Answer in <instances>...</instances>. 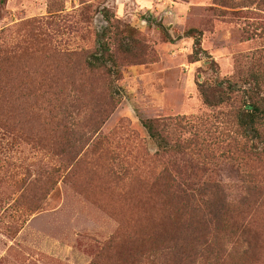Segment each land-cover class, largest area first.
Wrapping results in <instances>:
<instances>
[{"label": "rangeland", "instance_id": "1", "mask_svg": "<svg viewBox=\"0 0 264 264\" xmlns=\"http://www.w3.org/2000/svg\"><path fill=\"white\" fill-rule=\"evenodd\" d=\"M107 14L142 50L113 46L118 103L85 69ZM253 71L264 81V0H0V264H132L177 230L264 264V155L237 128L241 94L210 108L199 91ZM179 118L187 156H157L141 119ZM177 184L218 186L229 216L184 208Z\"/></svg>", "mask_w": 264, "mask_h": 264}, {"label": "trees", "instance_id": "2", "mask_svg": "<svg viewBox=\"0 0 264 264\" xmlns=\"http://www.w3.org/2000/svg\"><path fill=\"white\" fill-rule=\"evenodd\" d=\"M106 20L110 24L102 33L97 36L96 47L89 54L85 61V69L89 74L96 72H104L108 78L109 97L113 102H120L122 95L118 87V81L121 77L120 66L113 46L117 45L116 50L124 55L139 57L142 54L141 48L134 43L136 31L130 26L119 25L113 21L109 15H105ZM131 41V42H129ZM133 41V42H132ZM199 53H196L195 59L199 61ZM200 94L204 103L208 107L221 106L230 104L233 101V95L241 94L242 105L236 113L237 128L240 134L250 144V150L256 155H264V81L263 76L258 72H250L247 76L242 77L241 83H236L230 80L215 81V86L207 87L200 84ZM1 90V89H0ZM220 95L218 101H214V95ZM78 115V114H77ZM79 117H73L72 120H78ZM184 119H169V121H161L157 119H141V125L146 131L149 139L157 148L156 155L159 157H185L187 156L188 147L181 141V136L187 130L188 124L183 122ZM3 125V120L0 118V127ZM95 127V125H93ZM83 127L77 123L74 132ZM95 133L98 129L94 130ZM174 138L177 140L173 141ZM177 180V179H176ZM179 181V180H178ZM174 183L176 181L173 180ZM176 185L174 191L175 199L182 202L184 208H195L201 206L199 203L205 200L204 194L207 193V186L201 189L194 188L195 191L187 192ZM216 192L210 194L205 200L210 205L214 213H219L222 218H227L230 213V201L221 196L218 186H214ZM201 200L198 201L197 197ZM242 202V201H241ZM243 203V202H242ZM186 212V210H185ZM178 214L184 215L179 212ZM178 215V216H180ZM176 216V217H178ZM174 217V218H176ZM172 218V219H174ZM177 223H182L181 219L176 220ZM238 232L237 242L241 239L245 241L244 226L237 224ZM182 230V229H181ZM239 231V230H238ZM178 235L166 237L170 232H167L161 237L157 245L155 257L151 254L143 253V246L150 242V238L143 239L140 244L142 251L135 252L132 255V264H229L233 254L236 252L227 247L218 248L219 238L217 235L192 233L190 238L183 237L180 230H177ZM165 233V232H164ZM218 242V243H217ZM134 253V252H133ZM246 256V251L242 253Z\"/></svg>", "mask_w": 264, "mask_h": 264}]
</instances>
